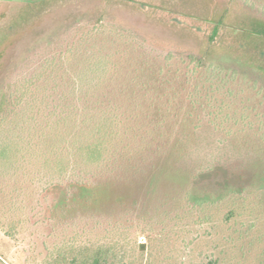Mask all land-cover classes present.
Returning <instances> with one entry per match:
<instances>
[{
	"label": "rangeland",
	"instance_id": "rangeland-1",
	"mask_svg": "<svg viewBox=\"0 0 264 264\" xmlns=\"http://www.w3.org/2000/svg\"><path fill=\"white\" fill-rule=\"evenodd\" d=\"M244 1L0 0V113L17 85L45 71L48 60L59 61L67 50H72L74 62L83 60L87 49L103 45L125 51L122 78L132 67L139 68L140 62H148L153 77L138 79L151 82L150 94L171 98L174 107L183 110L180 117H171L164 141L151 138V147L134 155L132 168L116 169L106 177L110 186L103 189L101 202L66 204V191H53L50 203L56 199L58 206L31 215L16 239L0 230V264H73L77 249L92 244H115L112 264H215L216 259L226 258L233 237L264 235L260 192L251 194L256 206L242 208L232 220L214 217L205 224L201 209L191 210L179 199L183 186H193L201 194V190L216 192L229 177L238 180L241 164L234 162L201 176L203 167L232 157V146L219 147L218 140L225 137L215 130V123L225 120L223 125L229 127L235 121L259 120L264 113L261 83L254 87L250 80L258 74L264 81V0H255L254 8L250 0ZM100 24L106 28L95 32ZM114 29L124 35L118 39ZM191 56L203 58L204 67L194 71ZM167 63L157 77L155 72ZM211 64L223 66L224 71L214 70ZM231 69L238 70L237 78L231 77ZM228 90L234 91L232 96ZM223 106L221 118L215 119L212 112ZM184 111L190 114L183 116ZM181 125L187 132L188 152L182 160L173 159L180 167L170 177L158 175L165 157L161 148L172 143L175 135L183 136ZM154 175L158 180L151 197ZM71 191L81 193L79 187ZM113 221L133 234H106ZM146 223L152 229L137 233ZM79 231L88 234H73ZM248 263L258 264L259 259Z\"/></svg>",
	"mask_w": 264,
	"mask_h": 264
},
{
	"label": "trees",
	"instance_id": "trees-1",
	"mask_svg": "<svg viewBox=\"0 0 264 264\" xmlns=\"http://www.w3.org/2000/svg\"><path fill=\"white\" fill-rule=\"evenodd\" d=\"M254 1H249L252 8L256 6ZM244 3L248 4V0ZM104 28L100 24L95 32ZM116 31L114 36L118 39L124 35ZM122 52L105 45L90 47L83 60L78 58L74 62L72 50H67L59 61L48 60L45 71L25 78L10 93L9 102L0 113V230L7 236L16 239L25 231L31 215L44 208L51 209L52 205L58 206L56 199L50 203L53 191L65 190L66 204L70 200L85 205L101 202L103 189L110 186L105 180L107 176L116 169L132 168L129 163L134 155L151 147L152 139L161 137L164 141L169 136L168 122L173 116L180 117L182 108H175L171 98L150 94L147 87H151V82L138 79L142 75L153 77L154 74L148 73L153 72L148 62H140L139 68L132 67L133 71L122 78L125 64L121 60ZM191 58L194 71L204 67L203 58ZM167 65L160 66L155 75L162 76ZM211 67L220 73L224 71L220 65L211 64ZM230 71L233 79L238 77L237 69ZM244 71L246 76L247 70ZM54 72L56 75L52 76ZM255 75L250 80L254 87L261 83L259 90L264 96V81ZM227 92L230 96L234 93ZM225 106L212 112L214 118H221ZM189 114L184 111L183 116ZM258 117L255 121H235L229 127L223 125L225 120L215 123V130L225 137L218 140L219 147L232 146V157L218 158L212 165L203 167L201 176L217 167L228 168L234 162L241 164L238 180L229 177L216 192L201 190V194L193 186H183L179 199L187 206L190 204L191 210L201 209L204 224L214 217L230 221L242 213V208L246 210L252 203L256 206L251 197L254 191L260 192L258 202L264 201V113ZM183 128L181 125L183 136L175 135L172 143L169 141L161 148L160 155L165 157L158 175L170 177L179 169L173 159L182 160L189 148ZM151 179L152 197L158 178L154 175ZM72 187H79L81 193L73 194ZM169 199L167 194L165 200ZM139 227L137 233L151 228L148 223ZM129 231L119 221H113L105 230L106 234ZM80 233L87 232H73ZM230 245L226 258L216 259L215 264H249L255 257L259 259L258 264H264L263 234H239L231 239ZM114 247L115 244H92L77 249L72 263L112 264L113 255L116 256Z\"/></svg>",
	"mask_w": 264,
	"mask_h": 264
}]
</instances>
